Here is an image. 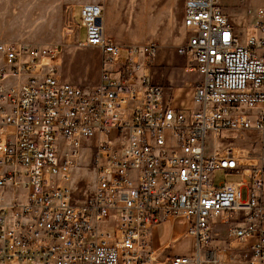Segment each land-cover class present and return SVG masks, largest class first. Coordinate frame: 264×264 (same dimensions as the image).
<instances>
[{
	"label": "built area",
	"instance_id": "1",
	"mask_svg": "<svg viewBox=\"0 0 264 264\" xmlns=\"http://www.w3.org/2000/svg\"><path fill=\"white\" fill-rule=\"evenodd\" d=\"M221 1L183 0L188 35L176 53L198 75L193 107L174 104L146 72L155 43L105 35L101 2L81 4L76 20L85 35L76 45L100 54L91 88L57 75L59 46L0 41V264L216 262L214 219H235L228 234L247 241L246 264H264V155L247 173L232 142L217 147L228 130L256 131L264 147V5L242 36ZM82 149L93 155L94 186L75 202ZM178 217L193 255L160 260L153 229Z\"/></svg>",
	"mask_w": 264,
	"mask_h": 264
},
{
	"label": "rangeland",
	"instance_id": "2",
	"mask_svg": "<svg viewBox=\"0 0 264 264\" xmlns=\"http://www.w3.org/2000/svg\"><path fill=\"white\" fill-rule=\"evenodd\" d=\"M181 0H0V41L27 42L34 45H57L60 52L56 64L57 75L63 80L72 82V76L76 82L85 88H91L99 76L98 58L99 51L96 48H85L76 45L78 26L74 19L79 16L80 3L101 2L105 7V14L110 17L111 32L120 31L128 35V28L135 29L139 33L148 27L158 25L159 11L165 15L166 27L171 25L172 13L177 10ZM263 2V3H262ZM264 5V0H241V12L243 15L242 36L251 24L257 19L256 7ZM128 12L130 15L128 16ZM114 34V33H113ZM84 30L80 31V39H84ZM158 45L159 42L155 41ZM128 43V42H124ZM67 63L62 64L61 58L66 52ZM55 58V57H54ZM190 63L184 56L176 53L174 47H158L154 59L148 64L146 71L153 81L161 83L170 93L173 88L182 87L181 91H191L198 80L197 73L190 68ZM78 79H81L78 82ZM181 81L178 84V81ZM172 94V93H171ZM212 137L206 139L209 148L213 142ZM256 131H225L217 141V147L230 141L241 157L243 168L249 170L251 164L261 165V156L264 155L263 143ZM92 152L82 149L79 165L72 173L73 200L82 202L91 196L94 186V172L92 164ZM248 173V172H247ZM264 175V173H263ZM224 180V174L217 171L215 181ZM228 179H239L230 176ZM246 188H242V197ZM264 194V188H263ZM237 224L235 219L228 222L219 221L218 226L211 230L208 247L215 253L216 262L204 264H246L248 260L247 241L233 239L228 234L230 226ZM188 227V221L180 218L177 222V231L181 229V235L171 244V255L168 252L161 254L168 258L175 255L190 256L195 250V240L192 236H184ZM160 233H168L169 228L162 225ZM160 255V260H167Z\"/></svg>",
	"mask_w": 264,
	"mask_h": 264
},
{
	"label": "crops",
	"instance_id": "3",
	"mask_svg": "<svg viewBox=\"0 0 264 264\" xmlns=\"http://www.w3.org/2000/svg\"><path fill=\"white\" fill-rule=\"evenodd\" d=\"M221 2L224 7L225 13L227 14L229 18L230 23L233 25L236 31L241 34V30L243 26V19H244L242 12H241V0H222ZM262 3L259 5H262ZM81 4L83 3H80V5ZM76 6L77 4L75 5L74 11H73L75 20H77L78 18V17L77 18L75 17ZM129 15H130V12H128V16ZM182 20H183V0L180 1L177 10H175L172 13L171 25H169L168 27H166L165 15L162 13V11L161 12L159 11V14H158V22H159L158 25L148 27L142 33H139L138 31L132 28H128L127 36L122 34L120 31L111 32L112 30L110 27V23L113 21H111L110 17L105 14V11L103 15V26H104L105 35L120 45H128L129 47V46H142V45H146L149 43H155L158 47L159 45L160 47H174V46L177 47V46L182 45L186 41L187 35H188V31L184 28ZM78 36L80 37V32H78ZM155 41L159 42V45ZM124 42H128V43H124ZM72 52L73 51H69L65 53V56L61 58L62 64L64 62L66 63L68 62L66 60L67 58L66 55H70ZM58 59L59 58H53L52 61L57 62ZM97 62L99 65V58ZM63 80L66 81L65 77L63 78ZM80 80L81 79H78V82H80ZM71 81L76 82L73 76H72ZM97 81H98V75L95 79V84L97 83ZM178 82H179L178 84L181 83L180 80ZM182 89H183L182 87H176V88H173V91L170 92L173 95L174 104L182 105L185 107H193V102L190 97V91H181ZM217 171L222 172L224 174L223 170H216L214 172V175ZM244 172H249V170H244ZM230 176L239 177V179H234V180L232 179V181H240L241 179V177L238 174H232ZM243 180L247 182L248 177L244 176ZM222 181L223 179L216 182L215 177H214V183L216 185L221 184ZM179 219L180 217L165 219L153 229L152 245L153 247L157 248L161 253H164L166 251L168 252L169 255H171V252H170L171 244H173L177 240V238L181 235V232H180L181 229L178 228L177 231L174 229L175 227H177V222ZM218 223H219V220L214 219L211 224L212 229L217 227ZM162 225H165L169 228L168 233H163V232L160 233L159 228ZM161 256L167 257L164 254H161Z\"/></svg>",
	"mask_w": 264,
	"mask_h": 264
},
{
	"label": "bare ground",
	"instance_id": "4",
	"mask_svg": "<svg viewBox=\"0 0 264 264\" xmlns=\"http://www.w3.org/2000/svg\"><path fill=\"white\" fill-rule=\"evenodd\" d=\"M244 170H245V169H244ZM244 170H243V171H244Z\"/></svg>",
	"mask_w": 264,
	"mask_h": 264
}]
</instances>
